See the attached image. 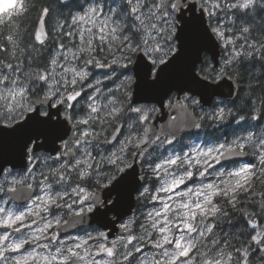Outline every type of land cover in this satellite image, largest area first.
Returning a JSON list of instances; mask_svg holds the SVG:
<instances>
[{
    "label": "clouds",
    "instance_id": "obj_1",
    "mask_svg": "<svg viewBox=\"0 0 264 264\" xmlns=\"http://www.w3.org/2000/svg\"><path fill=\"white\" fill-rule=\"evenodd\" d=\"M0 264H264V0H0Z\"/></svg>",
    "mask_w": 264,
    "mask_h": 264
}]
</instances>
